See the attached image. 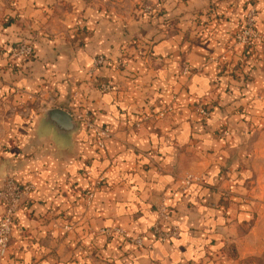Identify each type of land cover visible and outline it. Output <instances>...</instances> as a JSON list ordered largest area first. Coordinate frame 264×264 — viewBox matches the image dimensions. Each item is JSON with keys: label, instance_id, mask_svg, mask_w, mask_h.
Segmentation results:
<instances>
[{"label": "crops", "instance_id": "crops-1", "mask_svg": "<svg viewBox=\"0 0 264 264\" xmlns=\"http://www.w3.org/2000/svg\"><path fill=\"white\" fill-rule=\"evenodd\" d=\"M77 1L60 3L67 8L58 15L69 29L65 34L50 30L37 35L32 58L0 70V189L7 176L34 185L27 208L17 213L5 264H264V238L257 236L260 225L252 208L256 196L247 192L248 180L258 182L252 178L255 160L250 164L249 154L253 131L235 128L224 137L227 133L219 129L231 114L214 108L202 124L188 109L214 87L207 48L198 45L187 51L190 68L201 66L204 71L180 75L179 59L185 51L173 39L177 36L158 35L152 65L147 66L141 55L147 54L146 46L133 38L146 33L143 20L134 15L126 20L101 17L92 4ZM36 2L28 1L19 13L29 28L45 22L49 27L55 21L54 5ZM81 13L86 14L83 31L76 27ZM17 21L11 23L12 40L19 36ZM100 53L108 60L92 74V57ZM106 81L118 89L101 93L99 83ZM52 88L58 89L57 107L73 116L70 131L47 115L50 93L45 90ZM149 88L152 95L157 93L154 88L163 96L176 95L175 116L170 122L132 127V112L148 102ZM9 89L16 95H5ZM71 90L80 96L70 99ZM40 92L42 98L34 96ZM81 104L88 105L93 120L117 131L105 148L89 141L86 126L76 121ZM186 174L198 180L184 185ZM100 176L103 184L94 201L82 207L80 192ZM161 203L181 228L178 238L162 241L149 230ZM66 223L71 230H64ZM107 226L146 232L144 246L109 244L89 236L90 230Z\"/></svg>", "mask_w": 264, "mask_h": 264}, {"label": "rangeland", "instance_id": "rangeland-1", "mask_svg": "<svg viewBox=\"0 0 264 264\" xmlns=\"http://www.w3.org/2000/svg\"><path fill=\"white\" fill-rule=\"evenodd\" d=\"M28 1L31 2V0H0V70L3 67L12 69L14 64H21L23 61L32 58L34 52L28 57L23 54L16 55V48L20 45L27 44L32 46L35 51V38L37 35L50 32V30L54 32V34L60 35L61 32L65 34L69 30H66L63 24L58 21L60 19L58 15L64 14L67 11V8L60 5V3H63L65 0H46V2L52 3L51 5L55 7V21L50 24L49 27H47L48 22L41 23L40 25L37 24L38 26H36V29H33L34 27L29 28L24 13H19L20 10L24 8L27 9ZM80 1H82V6L84 4H92L95 14H99L101 17L108 16L109 19L126 20L129 16L134 15L138 19L143 20L145 25L143 28L146 33L144 34L140 31V33L134 34L133 38L137 40V43L141 44L140 47L143 48V46H146L144 50H147V54L141 55H143L145 65L147 66L152 65L151 50L153 49L155 41L158 40V35H167L169 38L174 35L177 36L173 39H175L177 42L176 44L180 45L182 50L185 51V53L183 52L182 58L179 59L180 75L183 74L187 76L194 73H202L204 67L200 66L194 70L190 68L187 51L197 48L198 45H201L204 49L207 48L205 52V54H207L206 63L213 64V68L215 69V74L213 75V77L216 78L213 85L214 87H212L211 94H209L208 97H198V100L190 104L188 109L196 114L199 118V122L202 124H207L211 111L214 108L218 107L221 109L222 114L226 116L231 114L232 118L228 119L227 123H225V125L223 124L219 129L221 134L227 133L224 137L230 136L231 130L235 128L242 127L243 129H251V131H253L248 138L249 154L251 157L250 164L251 161L255 160L253 162L254 164H252L253 167H255L252 178L254 179L256 177L255 180H258V182L252 185L250 180H248L247 192L253 197L256 196L254 198L257 202H254L255 200L253 201L252 208L255 212L254 220L259 222L260 225V232L257 236L261 239L264 238V99L262 100V98H264V71L261 69L264 67V0ZM33 2L34 5L37 4L36 0H33ZM79 9H77L78 11L74 12V14H77ZM51 11L53 12V9ZM76 16L78 20L76 21V27L79 31H83L85 29L86 14L81 13ZM15 21L19 22L15 24L20 28L19 34H17L19 36L15 40H12L10 28L11 23ZM161 30L163 32H161ZM12 33L14 35L17 31H13ZM145 36L147 40L144 39ZM133 47L134 46H129L130 49ZM100 57L105 59L104 64L108 60L105 54L100 53L93 55L89 69L90 73L93 74L100 67L104 66V64H102L95 68V59ZM124 61L125 58L122 59L120 65H124ZM258 64L260 67H258ZM5 73V77H12L10 72ZM109 85H111L112 88H108ZM115 86L116 85L113 83L106 81L100 82L98 87L99 91L105 94L118 89ZM151 90L152 89L149 88V90L145 92V96L148 100L145 106L132 112V116L134 115L131 122L132 127H140L142 124L152 123L158 120H169L170 122L172 116H175L177 110V106H175L177 103L176 95L163 96L164 92L159 91L158 88L153 89L157 93L152 95ZM45 91L48 94L50 93L48 97L49 100L45 99L47 101L45 105L50 106V109L59 108L57 106H59L60 103L57 102L58 97L56 94L58 89L55 91L52 88L50 92L47 90ZM78 92V90H71L70 99H75L80 96ZM7 94L16 95V92H12L9 89L8 92L5 91V95ZM34 96L42 98L43 92L37 95L34 94ZM252 98H255L257 101L253 102ZM179 104L181 105V103ZM180 105L179 110L182 112V107L180 108ZM79 106L81 110L80 113L75 116V119H77L76 121L86 126L89 134V141L91 140L97 148H105V141L116 137L117 131L108 124H100L93 120L88 105L81 104ZM100 129L104 130V132L109 131V134H107V136H102ZM98 133H100V136ZM100 142H102L104 146H100ZM187 175L188 174L185 176ZM7 178L12 177L7 176L5 179ZM14 181L17 182L16 180ZM18 183L32 184L34 188L33 182ZM102 184L103 177H97L93 179V184H90L80 192L79 201L82 207L85 206L84 208H87L91 206L95 199L96 190H98V187H101ZM90 192L93 193L92 197ZM29 198L30 194L14 213L15 222L10 236L9 248L6 254L0 258V264H5V261L9 257V249L16 227L17 213L21 209L27 208L28 205L24 204H26ZM2 203L3 202L0 201V220L5 214L4 205ZM163 205L165 204L161 203V205L156 206L157 215L149 228L154 236L162 241H164V239L154 233L155 226L161 228V225H163L165 229H167L171 225H175L181 230L180 226L171 218L169 212L167 220L162 218L161 207ZM65 221L69 220L65 219ZM63 227L65 231L72 229L70 223H66ZM180 233L176 238L180 236ZM145 235L146 232L135 233L123 229L121 226H107L99 230L89 231V236L95 238L102 237L106 243H129L137 248H142L144 246ZM140 238L142 239L141 245L137 243V240ZM260 250L264 252L263 247H260ZM261 259L264 260V257Z\"/></svg>", "mask_w": 264, "mask_h": 264}, {"label": "built area", "instance_id": "built-area-1", "mask_svg": "<svg viewBox=\"0 0 264 264\" xmlns=\"http://www.w3.org/2000/svg\"><path fill=\"white\" fill-rule=\"evenodd\" d=\"M33 52V47L27 44L20 45L18 48H16V55L23 54L28 57L32 55ZM97 59H95V68H97L99 65L104 64L105 62V59L103 57ZM108 88H112L111 85H109ZM79 119L83 120L82 118ZM100 130L102 136H107V134H109L108 130H106L108 132H104V130L102 129ZM98 134L100 136V133ZM100 146H104L102 142H100ZM196 180H198L196 176L188 174L187 176H184L181 182L184 185H189ZM32 189V184H20L18 182H15L12 178L5 179L2 189H0V201L3 202L2 204L4 205L5 211L4 216L0 220V258H2L6 254L9 248L11 238L10 236L13 231L15 222L14 213L19 209L20 205H22L24 200L29 196ZM90 195L92 197L93 193L90 192ZM161 213L162 218L164 220H167L169 215L167 207L165 205L161 207ZM154 233L162 237L164 240H169L176 238V236H178L180 233V229L175 225H171L169 228L165 229V227L161 225V228L159 226L154 227ZM137 243L141 245L142 239H138Z\"/></svg>", "mask_w": 264, "mask_h": 264}, {"label": "water", "instance_id": "water-1", "mask_svg": "<svg viewBox=\"0 0 264 264\" xmlns=\"http://www.w3.org/2000/svg\"><path fill=\"white\" fill-rule=\"evenodd\" d=\"M47 115L55 121L59 128L63 130L70 131L75 127L73 116L64 109H49Z\"/></svg>", "mask_w": 264, "mask_h": 264}]
</instances>
